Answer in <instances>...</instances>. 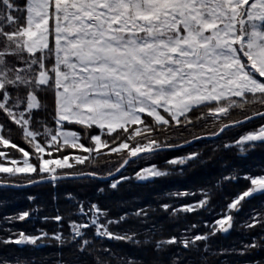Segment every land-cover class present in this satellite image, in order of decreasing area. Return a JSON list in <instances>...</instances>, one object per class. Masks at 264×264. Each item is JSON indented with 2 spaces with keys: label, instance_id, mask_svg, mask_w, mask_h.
I'll list each match as a JSON object with an SVG mask.
<instances>
[{
  "label": "snow or ice",
  "instance_id": "6c2138e0",
  "mask_svg": "<svg viewBox=\"0 0 264 264\" xmlns=\"http://www.w3.org/2000/svg\"><path fill=\"white\" fill-rule=\"evenodd\" d=\"M254 122L211 149L225 154L221 188L246 181L220 212L216 185L170 192L193 197L179 205L150 199L207 163L198 144ZM234 150L264 154V0H0V190L88 188H65L63 213L57 191L54 215L0 216V248L13 249L0 264H37L23 253L49 247L56 264H264V166L241 175ZM135 189L149 191L122 199ZM202 211L216 218L165 236V220Z\"/></svg>",
  "mask_w": 264,
  "mask_h": 264
},
{
  "label": "trees",
  "instance_id": "16d2710c",
  "mask_svg": "<svg viewBox=\"0 0 264 264\" xmlns=\"http://www.w3.org/2000/svg\"><path fill=\"white\" fill-rule=\"evenodd\" d=\"M233 119H242V116L239 113V110H236L233 114ZM253 126H258V122H254V124L246 125L243 129H232L227 133V135L223 136L220 139L209 141L206 145L198 144L197 148L202 152H206L207 155L204 156V160L207 162L204 165H194L185 170V174L183 176H176L167 181L159 182L155 187L156 190L151 193L150 199L157 200L160 202L166 203H175L179 205L181 203L192 202L193 197H183L180 199H169V193L175 192L176 190H187L191 193L199 194L201 189H206L211 185H216V190L219 194V197H223L224 199L217 198L213 201L212 207L215 209V213L221 211V206L226 202L227 197L238 192L243 185L246 183L243 179L239 181V183L226 184L223 188L220 187L218 181L220 180V176L223 170V164L225 161H221L219 159L220 155H225L224 153H217L216 158H212L211 149L217 147L219 144L231 141L235 138H238V135L245 130H250ZM213 128L211 127V121H209V127L206 129L207 132H211ZM199 131V130H198ZM22 143V141H21ZM230 159H233L241 168V175L243 172L250 171L253 173H258L260 171L261 166H264V154L257 151L256 154L249 156L247 158H239L236 154V150L231 153L226 154ZM67 188L68 191H72L75 195L79 196L81 199H84L88 193V188L83 182H75L70 185L62 186L59 190H54L51 186H44L38 188H30L27 190H0V216L7 214H12L17 211L27 210L29 208H36L37 205L41 206L43 209L40 213L41 216L44 215H54V209L57 207L55 201L52 200V196L54 194L59 193L61 196L60 200V210L61 212H65L68 207L63 200V194ZM148 189H135L132 192H123L122 199L130 200L133 197H142L148 193ZM28 195L37 196L39 199L36 204H31L26 199ZM92 199H95L93 197ZM256 202L254 201L253 204ZM155 206V205H154ZM215 213L213 215H209L208 212L202 211L200 214H183L180 213L177 221L169 222L167 220L165 223V236L178 234L183 228L187 225H191L193 223L203 224L205 220H213L215 217ZM35 228H45L49 232L55 230L57 225L53 222L44 223L42 220L34 221ZM16 228L26 229L28 231H33V223H18L16 224ZM64 230L67 232V220L64 224ZM205 229L201 227L199 229L200 232H203ZM238 238V233L233 232L231 236L227 238L220 237L219 242L223 244H229L233 240ZM122 247L121 245H117L113 243L114 249H119ZM5 252H13V249H2L0 248V255H3ZM132 255H137L134 251L131 252ZM23 255L32 256L37 260V264H56L57 259V249L49 247L44 248L38 252H31L26 250ZM65 257L67 258V253H65Z\"/></svg>",
  "mask_w": 264,
  "mask_h": 264
}]
</instances>
